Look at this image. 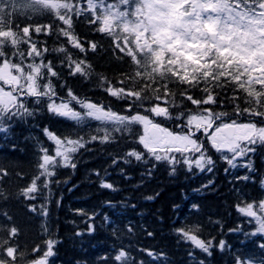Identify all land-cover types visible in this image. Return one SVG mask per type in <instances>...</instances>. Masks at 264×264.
Here are the masks:
<instances>
[{
	"label": "snow or ice",
	"instance_id": "1",
	"mask_svg": "<svg viewBox=\"0 0 264 264\" xmlns=\"http://www.w3.org/2000/svg\"><path fill=\"white\" fill-rule=\"evenodd\" d=\"M91 145L102 163L86 179L122 195L72 210L84 227L71 221L69 264H264V0H0V152L32 154L27 168L0 155V264H54V188L70 182L57 176ZM160 171L200 182L146 208L166 191L141 192ZM221 171L231 211L205 220L194 200L180 220ZM99 232L112 243L93 257L83 238Z\"/></svg>",
	"mask_w": 264,
	"mask_h": 264
},
{
	"label": "trees",
	"instance_id": "2",
	"mask_svg": "<svg viewBox=\"0 0 264 264\" xmlns=\"http://www.w3.org/2000/svg\"><path fill=\"white\" fill-rule=\"evenodd\" d=\"M51 44V41L49 42ZM98 95V93H97ZM45 123H51L54 129H58L60 131H64L65 129L73 127L71 122L64 121L60 118H45ZM93 127L95 125L93 124ZM87 131V129H85ZM35 135V133H33ZM43 139V137H41ZM24 147V145H21ZM91 148L97 149L98 151H93L89 153H81L82 159L80 160V164L77 170L73 173L71 169H64L61 170L57 179H65L69 178L70 182L65 186L61 185L59 188H54V191L57 195L60 192H63V201L61 207L57 208L55 205L52 206V215L50 218V224L53 228L58 226L60 235L64 237V242L59 247L58 257L55 259L54 264H69L70 261L79 258L77 256V252L79 249L73 247V241L68 239L71 236L72 232L74 231L71 221H75L76 224L83 229L84 223L81 218L75 216L72 212L73 209L76 208H85L90 209L93 205L99 206L100 202L110 196L113 200H119L122 194L120 193H113L109 194L104 192L101 194V190H99L94 183H90L88 179H86V171L88 169L96 168L101 163L102 160L99 157V145H91ZM110 150V149H109ZM0 155H9L10 159H19L21 162L24 163L25 167L27 168L28 163L32 159L31 149L26 151L25 154L19 153H5L0 152ZM256 163L257 170L260 171L261 169V161L259 156L253 158ZM238 175H243L244 171L240 170L237 172ZM232 177H225L223 172L221 171L218 174L216 183L220 185V191L216 194H206L203 196H193L190 197L189 201L183 202L184 211L182 214L179 215L180 220H183L185 216L189 215V209L187 205L192 201H199L204 206V219H207V214H225L226 211H231L227 209V202H229V198L225 195L228 192V189L232 187V185L228 184V180ZM95 179L94 177L92 178ZM113 179H119V177L113 176ZM254 179H256L254 177ZM132 181L131 183H134ZM200 180H194L190 184L180 183L170 181L167 175L160 171L156 174L155 179L151 181L144 189H141V192L144 194H150L151 189L157 187L158 185L161 187H166V191L164 195L161 197L160 200H157L154 204H146V208L155 209L160 207L161 205H167L170 198H175L176 203L182 202L181 197V188H189V187H196ZM78 185L72 192H68V188H71L72 185ZM259 181L256 179V184L253 185L252 183L248 184L249 190H258ZM139 196V193H137ZM104 211H110L109 209L105 208ZM168 215L175 217L177 214L171 213L170 211L167 212ZM235 215V214H233ZM213 219L219 218V215H213ZM99 223V220H97ZM230 226V225H229ZM165 231H167L165 229ZM206 231H213L211 226L206 228ZM241 237H237L235 235L229 236L228 239L230 242H236ZM83 248L87 249L90 253L93 254V257L102 252L107 248L109 244L112 243V240L107 236L106 232H99L97 235L93 236H85L83 238ZM78 243V242H77ZM127 243V241H125ZM161 244H167L170 248H175V240L172 237H166ZM95 246V247H93ZM182 253L177 252L175 253L176 257H179Z\"/></svg>",
	"mask_w": 264,
	"mask_h": 264
}]
</instances>
